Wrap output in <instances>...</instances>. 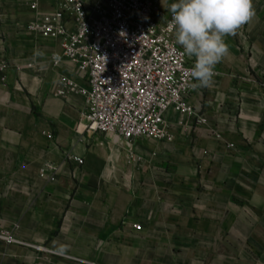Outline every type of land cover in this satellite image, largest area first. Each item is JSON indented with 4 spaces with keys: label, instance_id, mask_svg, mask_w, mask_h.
<instances>
[{
    "label": "crops",
    "instance_id": "obj_1",
    "mask_svg": "<svg viewBox=\"0 0 264 264\" xmlns=\"http://www.w3.org/2000/svg\"><path fill=\"white\" fill-rule=\"evenodd\" d=\"M65 1L0 0V231L25 244L1 243L0 264H264V0L224 38L213 84L188 97L208 126L170 112L172 143L130 150L78 131L83 99L56 95L61 77L85 82L28 27ZM46 165L55 183L39 178Z\"/></svg>",
    "mask_w": 264,
    "mask_h": 264
},
{
    "label": "built area",
    "instance_id": "obj_2",
    "mask_svg": "<svg viewBox=\"0 0 264 264\" xmlns=\"http://www.w3.org/2000/svg\"><path fill=\"white\" fill-rule=\"evenodd\" d=\"M66 16L73 19V28ZM170 19L161 0H66L58 12L40 17L28 30L57 41L60 52L53 54V66L66 62L85 82L61 77L56 88L64 101L83 99L84 131L109 137L114 145L125 144L130 150L139 140L172 143L170 112L178 115L180 126L209 124L188 102L196 82L188 71L189 57L175 43ZM68 161L84 165L80 157L70 156ZM57 172L54 165H46L39 178L55 183ZM1 243L25 245L7 231H0Z\"/></svg>",
    "mask_w": 264,
    "mask_h": 264
},
{
    "label": "clouds",
    "instance_id": "obj_3",
    "mask_svg": "<svg viewBox=\"0 0 264 264\" xmlns=\"http://www.w3.org/2000/svg\"><path fill=\"white\" fill-rule=\"evenodd\" d=\"M175 43L194 58L193 87H210L215 66L229 54L225 37L253 16L251 0H175L168 8Z\"/></svg>",
    "mask_w": 264,
    "mask_h": 264
},
{
    "label": "rangeland",
    "instance_id": "obj_4",
    "mask_svg": "<svg viewBox=\"0 0 264 264\" xmlns=\"http://www.w3.org/2000/svg\"><path fill=\"white\" fill-rule=\"evenodd\" d=\"M251 248H252V247H251ZM249 252H250V253H253V254H256V253H258V251H257V250H253V249L249 250Z\"/></svg>",
    "mask_w": 264,
    "mask_h": 264
},
{
    "label": "bare ground",
    "instance_id": "obj_5",
    "mask_svg": "<svg viewBox=\"0 0 264 264\" xmlns=\"http://www.w3.org/2000/svg\"><path fill=\"white\" fill-rule=\"evenodd\" d=\"M84 129H85V127L84 126L83 127L81 126V130L80 131H83Z\"/></svg>",
    "mask_w": 264,
    "mask_h": 264
}]
</instances>
